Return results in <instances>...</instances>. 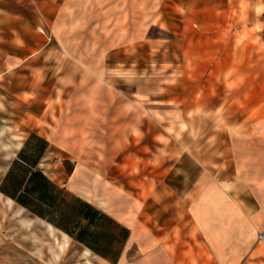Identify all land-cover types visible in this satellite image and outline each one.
<instances>
[{"label":"rangeland","instance_id":"rangeland-1","mask_svg":"<svg viewBox=\"0 0 264 264\" xmlns=\"http://www.w3.org/2000/svg\"><path fill=\"white\" fill-rule=\"evenodd\" d=\"M21 1L17 33L0 30V182L30 132L58 138L61 113L68 140L39 167L106 213L93 180L160 175L176 143L211 176L215 252L168 247L171 259L152 261L133 243L116 264H264V0H69L65 12L61 0ZM60 18L62 44L37 30ZM123 132L142 159L125 163L128 146L108 153ZM219 224L232 251L219 246ZM12 239L0 229V264H48ZM69 247L54 264H85V247Z\"/></svg>","mask_w":264,"mask_h":264},{"label":"crops","instance_id":"crops-1","mask_svg":"<svg viewBox=\"0 0 264 264\" xmlns=\"http://www.w3.org/2000/svg\"><path fill=\"white\" fill-rule=\"evenodd\" d=\"M30 1L36 2L29 0L28 3ZM42 3L49 7L51 5L50 0H42ZM20 4L23 5V2H20V0H0V30L5 26L4 28L17 33L16 23L20 19L26 20L25 17L20 15ZM68 4L69 0H61L58 6L59 8L61 7L62 12H65L68 10ZM62 25L64 23H62L60 18L58 23L42 25L37 30L48 39L55 38L58 43L62 44L64 43ZM40 27L43 28L44 32L39 31ZM70 66L75 67L73 64ZM60 119L61 123L58 126L59 135L57 139L52 137L51 139L46 138L37 132L48 140L49 146L47 151L53 142L56 143L57 141V144L62 148V140H68L66 136L68 129L66 127L62 128V113ZM62 135L64 136L63 139ZM116 140H118L117 146H114L112 149L107 148L108 153H111L112 156H120L121 150L125 151L126 146H128L126 151L129 152V155L128 159H125V163L134 159H142L138 155L139 153L137 154L139 149L135 148V145L133 146L130 143L125 145L124 143L126 140H131L130 133L123 132L118 134ZM120 141H123V143L120 144ZM93 150L92 154H95V150ZM173 150L174 153H171L166 158V160H170L169 166L160 175L149 174V176L143 178L139 176L136 179L137 182L131 186H127L126 179L121 178L116 180L117 177L107 180L96 178L92 182H95L94 185H96L97 192L107 199V203H111L106 210L107 213L129 228V237L125 246L136 243L139 252L146 255L145 259H152V261H154V256H148L150 253L156 255L157 253L165 254L168 256V259H171L172 255L168 247H171L174 252L182 254H187L188 252H215L209 238L214 232L213 230L210 233V230L215 229V226H210L209 224L212 221V218H209L206 212L209 203L205 202V197L203 196L204 190L210 187L208 181L211 176L208 169L190 152H178L176 143ZM125 163L123 164V169L127 166ZM91 169L92 172L96 170L95 167ZM97 170L100 171V169ZM135 171L140 172L141 170L138 168ZM134 172L130 167L126 169L125 173ZM219 185L222 189L226 190L222 184ZM97 198L100 199L99 196ZM185 227L187 231L184 230ZM218 228L219 246L222 244L224 246L223 251L225 252L232 251V248L227 247V237L230 234L228 235L229 232L226 226L223 229V225L219 224ZM181 229L183 231H179ZM236 234L233 236L237 237ZM181 236H189L190 239L184 242L178 241V237ZM224 242L225 244H223ZM235 245H240V243L235 242Z\"/></svg>","mask_w":264,"mask_h":264},{"label":"trees","instance_id":"trees-1","mask_svg":"<svg viewBox=\"0 0 264 264\" xmlns=\"http://www.w3.org/2000/svg\"><path fill=\"white\" fill-rule=\"evenodd\" d=\"M48 146L47 139L30 132L2 178L0 192L92 253L116 264L129 228L43 172L39 162Z\"/></svg>","mask_w":264,"mask_h":264},{"label":"bare ground","instance_id":"bare-ground-1","mask_svg":"<svg viewBox=\"0 0 264 264\" xmlns=\"http://www.w3.org/2000/svg\"><path fill=\"white\" fill-rule=\"evenodd\" d=\"M0 229L41 262L54 264L61 261L70 249L67 234L38 217L29 216L22 206L1 194ZM80 256L85 264H109L88 248H84Z\"/></svg>","mask_w":264,"mask_h":264},{"label":"built area","instance_id":"built-area-1","mask_svg":"<svg viewBox=\"0 0 264 264\" xmlns=\"http://www.w3.org/2000/svg\"><path fill=\"white\" fill-rule=\"evenodd\" d=\"M39 31H40V32H44V30H43V28H42V27H40V28H39Z\"/></svg>","mask_w":264,"mask_h":264}]
</instances>
